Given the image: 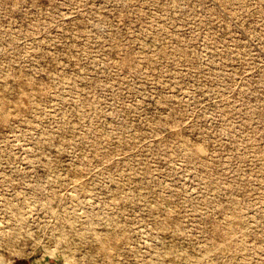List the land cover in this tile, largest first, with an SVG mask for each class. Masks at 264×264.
Segmentation results:
<instances>
[{
    "label": "rangeland",
    "instance_id": "1",
    "mask_svg": "<svg viewBox=\"0 0 264 264\" xmlns=\"http://www.w3.org/2000/svg\"><path fill=\"white\" fill-rule=\"evenodd\" d=\"M0 264H264V0H0Z\"/></svg>",
    "mask_w": 264,
    "mask_h": 264
}]
</instances>
